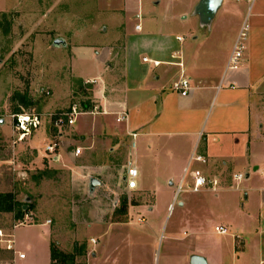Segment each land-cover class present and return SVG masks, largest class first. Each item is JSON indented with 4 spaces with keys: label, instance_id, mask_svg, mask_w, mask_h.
<instances>
[{
    "label": "crops",
    "instance_id": "crops-1",
    "mask_svg": "<svg viewBox=\"0 0 264 264\" xmlns=\"http://www.w3.org/2000/svg\"><path fill=\"white\" fill-rule=\"evenodd\" d=\"M8 1L1 2L0 16L19 12L28 0H10V7ZM176 1L181 9L171 26L154 25L139 12L132 16L131 32L123 24L107 26L96 20L92 27L86 21L81 45L59 36L43 45L48 51H67L71 78L75 59L89 60L93 67L75 83L96 84L99 112L94 118L81 117L89 119L77 128L81 152L79 156L74 152L76 158L83 155L85 164L94 165L102 178L93 177L101 182L93 192V178L89 179V194L107 188L110 196L127 191L151 198L150 204L127 207L121 221L114 219L123 212L117 204L113 209H98V222L104 220L111 230L88 241L93 252L86 264H190L193 257L207 264H264V0L253 4L222 0L208 24L196 14L201 0ZM100 3L99 16L129 14L127 0ZM242 33L246 36L239 66L231 70L230 60ZM57 39L66 46L55 47ZM181 76L190 82L188 97L173 90ZM48 83L57 106L56 83L53 79ZM44 137L45 132L38 131L30 145H41ZM198 157L206 163L197 162ZM132 168L138 172L135 190H129L125 181ZM186 170L185 183L190 184L192 173L200 171L219 185L216 190L184 192L178 209L181 235L168 232L166 225L173 213L169 206L176 185ZM162 226L170 244L161 263L156 243ZM47 229L49 264H53L51 229ZM176 242L180 256L170 252ZM57 243L61 245L60 240ZM15 251L26 255L19 261L15 254L17 264H26L34 256L33 248L15 246Z\"/></svg>",
    "mask_w": 264,
    "mask_h": 264
},
{
    "label": "rangeland",
    "instance_id": "rangeland-1",
    "mask_svg": "<svg viewBox=\"0 0 264 264\" xmlns=\"http://www.w3.org/2000/svg\"><path fill=\"white\" fill-rule=\"evenodd\" d=\"M100 1L28 0L19 12L0 16V120H5V124L0 125V196L10 195L9 203L15 206L12 211L0 210V230L15 241L16 247L33 248L34 256L26 264H49L47 228L51 229L54 248L65 252V256L57 257L53 264H86L93 252L88 241L91 237L100 238L105 231L109 234L111 230L104 220L98 222L97 212L101 206L113 209L117 204L123 212L115 213L119 216L114 219L121 221L125 220L127 207L151 203V198L137 196L134 192L123 191L119 196H110L107 188L95 195L89 194V179L102 178L94 165L85 164L83 155L76 158L74 152L82 138L77 128L89 119L81 117L94 118L99 112L94 98L96 84L75 83L93 67L89 60L77 58L73 61L74 76L71 78L67 51H48L43 45L57 36L66 38L71 45H81L79 37L86 21L92 27L96 20L107 26L123 24L131 32L132 16L139 12L154 25L164 22L171 26L179 17L181 6L176 0H161L159 6H153L152 0H127L129 14L117 13L116 17H111L107 13L99 16L103 11ZM7 5L10 7L12 2L9 0ZM93 39L96 41L94 36ZM50 79L56 83L59 106L53 105L54 90L48 83ZM45 91L51 95H44ZM19 95H27L28 107ZM73 107L79 114L75 124L71 126L65 122L56 126L57 115ZM24 112L39 115L42 124L29 140L20 143L11 116ZM40 130L45 132L42 144L30 145V140ZM49 144L57 145L56 157L44 152ZM183 194L176 200L169 225H166L168 232L181 235L184 229L180 226L182 214L178 209ZM21 212L22 218L18 216ZM110 215L107 213L108 218ZM16 227L19 228L15 230ZM166 228L162 226L159 230L160 240L156 243V255L161 263L170 244ZM59 240L61 245L57 243ZM15 252L8 251L6 244L0 242V264L14 261ZM170 252L180 256V244L176 242ZM122 253L126 252L122 250Z\"/></svg>",
    "mask_w": 264,
    "mask_h": 264
},
{
    "label": "built area",
    "instance_id": "built-area-1",
    "mask_svg": "<svg viewBox=\"0 0 264 264\" xmlns=\"http://www.w3.org/2000/svg\"><path fill=\"white\" fill-rule=\"evenodd\" d=\"M237 1H246L249 4H253L256 0H237ZM137 30H140V26L136 27ZM246 34L242 33L236 43V47L234 50V55L232 59L230 60L229 68L231 70H236L239 66L240 58L242 55V44L241 41L244 39ZM181 41V39H180ZM174 59H180L179 57H175ZM155 66H158L159 63H154ZM180 68H183V64L179 63L177 64ZM173 90L180 95L181 97H188L191 92V86L188 79H186L184 76H181L179 81L174 84ZM44 95L50 96L51 93L49 91H45ZM58 120L56 122V126H60L61 124H64L65 122L68 125L73 126L76 122V117L79 116L77 110L75 107L71 108V110L60 112L58 115ZM14 129L16 131V136L18 142H23L28 138H31L42 124V120L39 115L34 113H20V114H13L11 116ZM57 145L56 144H49L46 147V153H48L50 156L56 157L57 153ZM81 150L77 149L75 151V155L79 156ZM197 162H201L203 164L206 163V160L202 157L196 158ZM187 170L185 172L184 178L176 185L175 194L173 198V202L169 206V211L171 212L174 208V204L176 200L179 198L181 194L186 192V190H189L193 193H200L204 189L211 188L212 190H216L219 183L216 180H209L206 176H204L200 171H195L192 176V182L190 184L185 183ZM138 176V172L135 168L129 169L126 176V184L127 188L129 190H135L136 189V178ZM187 187L185 188V186ZM221 232L225 233L223 229L220 230ZM0 242L6 244V249L8 251H14L15 252V241L11 240L9 236L3 233V231L0 230ZM17 259L19 261H24L26 259L25 254L17 253ZM8 264H17V261L14 260Z\"/></svg>",
    "mask_w": 264,
    "mask_h": 264
},
{
    "label": "water",
    "instance_id": "water-1",
    "mask_svg": "<svg viewBox=\"0 0 264 264\" xmlns=\"http://www.w3.org/2000/svg\"><path fill=\"white\" fill-rule=\"evenodd\" d=\"M222 3V0H201L197 10L196 14H198L202 21L205 24H208L215 16L216 12L218 11L220 5ZM55 47H65L66 42L63 39H57L54 42ZM1 124H4V120H1ZM101 186V182L93 178L90 181V191H94L95 189L99 188ZM190 264H207L206 261L199 257H193L191 259Z\"/></svg>",
    "mask_w": 264,
    "mask_h": 264
},
{
    "label": "trees",
    "instance_id": "trees-1",
    "mask_svg": "<svg viewBox=\"0 0 264 264\" xmlns=\"http://www.w3.org/2000/svg\"><path fill=\"white\" fill-rule=\"evenodd\" d=\"M21 100H23L24 102V106L28 107L29 103H27V95L24 96H18ZM17 99V98H16ZM12 199V197L10 195H2L0 196V210L2 211H12L14 209V205L9 203V200ZM27 213V212H26ZM25 215V212H24ZM18 216L20 218L23 217V213L21 212L20 214H18ZM51 255H52V261H55L57 257H63L65 256V254H63L62 252H59L56 248H54V246H51Z\"/></svg>",
    "mask_w": 264,
    "mask_h": 264
}]
</instances>
